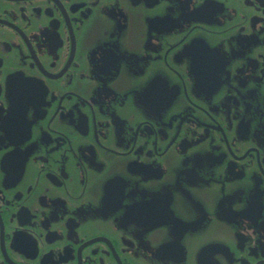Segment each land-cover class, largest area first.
<instances>
[{
  "label": "flooded vegetation",
  "instance_id": "1",
  "mask_svg": "<svg viewBox=\"0 0 264 264\" xmlns=\"http://www.w3.org/2000/svg\"><path fill=\"white\" fill-rule=\"evenodd\" d=\"M0 264H264V0H0Z\"/></svg>",
  "mask_w": 264,
  "mask_h": 264
}]
</instances>
